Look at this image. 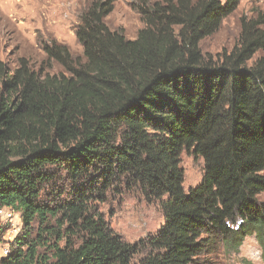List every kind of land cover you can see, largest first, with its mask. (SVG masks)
I'll return each instance as SVG.
<instances>
[{"label": "trees", "instance_id": "trees-1", "mask_svg": "<svg viewBox=\"0 0 264 264\" xmlns=\"http://www.w3.org/2000/svg\"><path fill=\"white\" fill-rule=\"evenodd\" d=\"M240 3L134 0L144 27L128 39L106 23L114 0H93L83 62L44 48L66 74L0 59V245L3 210L22 226L0 264H196L252 234L264 258V14L242 17L231 51L201 49ZM185 151L204 161L188 192ZM122 187L159 204L156 235L132 244L109 227L96 204Z\"/></svg>", "mask_w": 264, "mask_h": 264}, {"label": "rangeland", "instance_id": "rangeland-1", "mask_svg": "<svg viewBox=\"0 0 264 264\" xmlns=\"http://www.w3.org/2000/svg\"><path fill=\"white\" fill-rule=\"evenodd\" d=\"M92 1L0 0V59L12 70L25 59L37 72L42 69L44 74H66L59 63L48 60L44 48L56 41L67 46L73 57L83 62V48L75 33L81 12ZM133 1L114 0V10L106 18L111 30H123L128 39H136L144 27L132 8ZM261 13L264 14V0H241L239 8L224 21L220 30L202 41L203 53L217 55L224 50L231 51L238 43L242 17L255 18ZM260 57H264V53L254 60ZM181 161L184 189L188 192L202 181L204 161L186 151ZM259 200L264 203V194ZM96 207L112 231L132 244L156 235L165 222L159 204L145 200L137 188L122 187L119 192L110 193L106 202H97ZM20 216L9 209L1 213L9 229L0 245V260L6 257L5 250L10 251L14 239L21 233ZM237 228L238 225H234V229ZM42 252L47 254L48 250L43 248ZM196 264H264L263 248L256 234L247 236L238 250L218 241L198 257Z\"/></svg>", "mask_w": 264, "mask_h": 264}, {"label": "built area", "instance_id": "built-area-1", "mask_svg": "<svg viewBox=\"0 0 264 264\" xmlns=\"http://www.w3.org/2000/svg\"><path fill=\"white\" fill-rule=\"evenodd\" d=\"M8 253H9V251L6 249V250H5V254L7 255Z\"/></svg>", "mask_w": 264, "mask_h": 264}]
</instances>
